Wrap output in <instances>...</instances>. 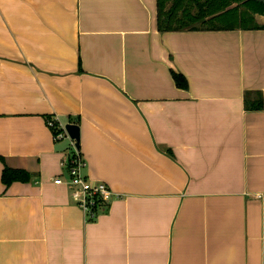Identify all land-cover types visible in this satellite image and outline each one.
I'll return each mask as SVG.
<instances>
[{
  "label": "crops",
  "instance_id": "0c3cea01",
  "mask_svg": "<svg viewBox=\"0 0 264 264\" xmlns=\"http://www.w3.org/2000/svg\"><path fill=\"white\" fill-rule=\"evenodd\" d=\"M156 16L0 0V264H264V30L160 33ZM51 118L113 193L94 220L53 184L70 143Z\"/></svg>",
  "mask_w": 264,
  "mask_h": 264
},
{
  "label": "trees",
  "instance_id": "16d2710c",
  "mask_svg": "<svg viewBox=\"0 0 264 264\" xmlns=\"http://www.w3.org/2000/svg\"><path fill=\"white\" fill-rule=\"evenodd\" d=\"M158 32L198 31H253L264 30L256 24V16L264 18V1L261 0H156ZM177 88L186 89L187 82L181 74L171 71ZM246 96L245 95V103ZM249 109L260 110L262 96L256 93ZM53 135L60 130L52 131ZM1 181L5 186L14 182L27 183L29 176L20 170L4 169Z\"/></svg>",
  "mask_w": 264,
  "mask_h": 264
},
{
  "label": "built area",
  "instance_id": "2783aa9c",
  "mask_svg": "<svg viewBox=\"0 0 264 264\" xmlns=\"http://www.w3.org/2000/svg\"><path fill=\"white\" fill-rule=\"evenodd\" d=\"M45 123L51 132L60 130L56 135L52 133L55 141L66 138L70 143V154L60 162L61 172L66 176V180L63 181L59 177L53 181V184L65 186L72 203L82 211L87 220H94L109 209L113 198L112 191L106 184L91 181L84 174L86 163L75 148V142L57 122V118H51Z\"/></svg>",
  "mask_w": 264,
  "mask_h": 264
},
{
  "label": "water",
  "instance_id": "95a60500",
  "mask_svg": "<svg viewBox=\"0 0 264 264\" xmlns=\"http://www.w3.org/2000/svg\"><path fill=\"white\" fill-rule=\"evenodd\" d=\"M64 129L71 140L75 142V148L79 151V127L74 124H67Z\"/></svg>",
  "mask_w": 264,
  "mask_h": 264
},
{
  "label": "rangeland",
  "instance_id": "374dc122",
  "mask_svg": "<svg viewBox=\"0 0 264 264\" xmlns=\"http://www.w3.org/2000/svg\"><path fill=\"white\" fill-rule=\"evenodd\" d=\"M261 1H264V0H261ZM255 20H256V24H259V23H261L262 25L264 24V18L261 16H256ZM261 24H259V25H261Z\"/></svg>",
  "mask_w": 264,
  "mask_h": 264
}]
</instances>
